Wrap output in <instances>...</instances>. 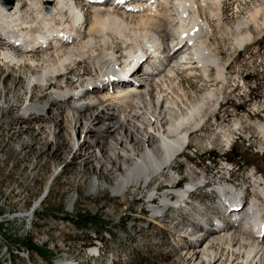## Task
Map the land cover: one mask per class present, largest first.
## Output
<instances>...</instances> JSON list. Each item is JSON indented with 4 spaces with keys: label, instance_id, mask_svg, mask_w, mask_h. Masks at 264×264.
<instances>
[{
    "label": "rangeland",
    "instance_id": "1",
    "mask_svg": "<svg viewBox=\"0 0 264 264\" xmlns=\"http://www.w3.org/2000/svg\"><path fill=\"white\" fill-rule=\"evenodd\" d=\"M77 3L89 25L92 11L83 0ZM199 10L212 35L208 47L224 68L227 81L216 80L214 69L209 74V83L199 70L181 71L174 80L180 89L175 95L184 105L182 111L197 104L205 94L213 93L219 105L214 121L209 120L201 132L189 137L187 149L173 162L171 172L164 171L153 179V184L139 183L122 198H114L102 189L118 176L112 160L106 155L84 153L73 157L71 145H62L56 132L53 138L48 136L61 121L53 119H60L71 109L70 106L57 109L56 100H80L74 84L82 85L86 78L95 77L87 61L70 67L62 77L76 95L68 93L45 105L54 118L27 109L46 103L50 94L58 91L55 84L52 89L43 90L35 86L31 93L28 85L23 84L14 94L4 95L0 101V264H180L176 257L181 251L174 248L176 242L183 239V244L190 246L195 234L201 232L200 221L205 223L219 206L216 196L199 191L190 196L185 213L178 215L181 197L174 192L186 185L193 186L202 177L210 184L208 189L213 190L231 169V183L236 189L231 188L245 192L248 201L257 198L254 192L264 189V142L257 131L258 127L264 128V35L255 38L245 50H237L234 45L245 34L238 25L245 24L259 10L262 16L257 21L261 26L264 0H223L219 26L210 18L208 5ZM214 10L217 9L212 7ZM169 23L164 41L173 39ZM236 26L238 34L233 33ZM224 27L232 29L227 39L222 34ZM248 33H254L250 26ZM127 48L111 37L105 50L114 49L116 57H120ZM181 52L185 53V49ZM12 75L27 82L24 71ZM0 76L3 78L1 67ZM167 98L173 99L171 95ZM86 106L85 102L79 104L80 110ZM33 113L36 117L30 121L22 120ZM254 173V180L248 179ZM91 181L96 182L98 189L87 195ZM163 197L172 206L163 208L160 204ZM157 210L161 212L156 218L163 215L155 220ZM196 217L204 219L196 221ZM182 224H188V232L176 237L174 232L179 233ZM96 247L102 248L100 258H90V251ZM233 259L227 254L223 263L232 264Z\"/></svg>",
    "mask_w": 264,
    "mask_h": 264
},
{
    "label": "bare ground",
    "instance_id": "2",
    "mask_svg": "<svg viewBox=\"0 0 264 264\" xmlns=\"http://www.w3.org/2000/svg\"><path fill=\"white\" fill-rule=\"evenodd\" d=\"M5 1L0 0V67L3 68L0 101L5 94H14L23 84L28 85L30 93L35 86L41 90L51 88L53 84L58 86V91L51 93L46 103L27 109L28 112L53 117L45 109L49 101L61 99L68 93L76 95V91H70L62 81L70 67L87 61L95 76L105 77L118 60L114 49L105 50L111 37L121 47H128L121 53L136 54L137 61L148 57L144 73L136 77L134 85L110 94L100 91L96 98L92 91L80 100H74L63 117H53L55 122L61 121L55 131L48 133L53 138L56 132L62 145L70 144L73 157L84 153L106 155L112 160L118 176L102 189L109 191L114 198H122L141 182L149 185L164 171L171 172L173 162L187 149L189 137L201 132L209 120L214 121L219 105L213 93L205 94L190 109L182 110L183 113L184 105L175 95L180 89L174 80L181 71L196 73L199 70L209 83V74L214 69L216 80L227 81L224 68L215 61L216 57L208 47L212 35L199 10V7L208 5L210 18L219 26L223 0H130V5L127 0H109L114 8H98L90 0H83L85 7L92 11V19L89 25L85 21L82 28H79V21L85 17L78 0H13L10 8L9 2ZM48 6L51 9L48 10ZM212 7L217 10L212 11ZM259 16H262L261 10L245 24L238 25L245 34L233 44L237 50H245L255 38L264 35V21L258 25ZM168 22L175 39H165V43ZM238 26L233 33L238 34ZM249 26L253 34L248 33ZM230 30L226 27L222 30L226 39L230 37ZM12 47H19L21 51ZM182 49L185 53H180ZM35 55L39 56L35 58ZM16 71L26 73V83L12 75ZM140 85L142 89L138 88ZM74 86L81 87L79 82ZM168 95L173 99L167 98ZM82 102L87 106L80 110ZM257 131L264 142V128L258 127ZM197 186L188 185L174 192L181 197L179 202L182 205ZM97 189L96 182L91 181L87 195L94 194ZM214 191L226 205L219 200V213L222 216L228 213L233 228L213 231L195 250L194 246L181 245V253L176 259L180 264H224V257L229 254L231 259L234 258L232 264H264V189L255 191L257 198L248 202L242 191L224 183L217 185ZM234 200L243 201L240 212L232 211L231 202ZM152 202L153 198L149 203ZM160 204L163 208L171 205L167 197H163ZM159 212L161 210L154 212L155 220L162 218L163 214L156 218ZM197 219L204 218H194ZM187 225L179 226L180 232H174V235L187 234ZM200 225L205 226L204 220ZM201 233H196L195 239ZM90 252L96 257L97 249Z\"/></svg>",
    "mask_w": 264,
    "mask_h": 264
},
{
    "label": "water",
    "instance_id": "3",
    "mask_svg": "<svg viewBox=\"0 0 264 264\" xmlns=\"http://www.w3.org/2000/svg\"><path fill=\"white\" fill-rule=\"evenodd\" d=\"M11 5H12V3H11V2H9V3H8V8H10V7H11ZM48 8H50V7L48 6Z\"/></svg>",
    "mask_w": 264,
    "mask_h": 264
}]
</instances>
